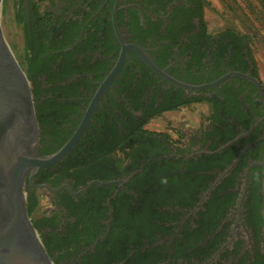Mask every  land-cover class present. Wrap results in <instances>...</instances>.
Masks as SVG:
<instances>
[{
    "label": "flooded vegetation",
    "instance_id": "1",
    "mask_svg": "<svg viewBox=\"0 0 264 264\" xmlns=\"http://www.w3.org/2000/svg\"><path fill=\"white\" fill-rule=\"evenodd\" d=\"M206 3V0H20L18 9L26 23H23L25 72L43 122L41 127L38 122L39 148L42 132L45 139L42 146L47 151L73 136L98 90L117 67L73 149L83 139L91 142L89 132L103 126L111 128L113 136H121L127 127L138 128L148 119L142 129L152 133L140 136L135 144L144 146L145 157L126 156L120 150L118 156H102L103 167L110 166L111 173L118 176L115 179L76 184L75 177L59 170L73 149L56 164L40 169L32 181L27 177L26 199L27 187L40 202L35 216L45 219L59 233L68 220L76 222L86 207L81 199L93 185L105 187L99 193L101 207L94 214L105 231L97 235L94 230V238L91 236L90 243L82 246L81 254L92 253L107 237L113 220L111 202L119 191L136 195L129 191L127 183L147 163L159 161L165 164L170 180L173 179L170 176L177 174L184 181L191 173L194 176L206 173L213 178L205 182L201 178L197 185H190V195L179 198L182 206L168 207L173 215L179 213L178 220L165 223L167 227L173 226L171 234H157L159 244H165L164 259L153 264H264V84L250 58L249 40L236 32L232 37L227 28L211 31L205 17ZM35 6L42 35L33 47L28 32L33 31L31 16ZM254 80H260L261 86ZM180 83L216 84L195 89ZM109 157L113 159L110 163ZM135 165L137 169H133ZM202 165L209 166L207 171L198 170ZM127 169L131 171L124 175ZM94 180L106 184L93 183L82 191ZM222 184L221 194L233 193L235 197L213 233L228 228L220 248L202 261L173 258L176 249L185 246L183 233L198 227L197 214ZM47 231L46 228L43 233ZM105 248L110 250L109 246ZM184 251L191 253L194 248Z\"/></svg>",
    "mask_w": 264,
    "mask_h": 264
},
{
    "label": "trees",
    "instance_id": "2",
    "mask_svg": "<svg viewBox=\"0 0 264 264\" xmlns=\"http://www.w3.org/2000/svg\"><path fill=\"white\" fill-rule=\"evenodd\" d=\"M259 1L263 2V0ZM36 8V6L32 8V34L28 32L29 42L32 43L33 47L38 45L42 35L38 31L39 13ZM17 18L20 24L24 23V15L19 9ZM235 32L237 36L239 33L242 39H248L250 44L251 38L248 35L241 34L234 29H227V33L232 37L236 36ZM35 55L37 56V53ZM249 55L253 59L256 74H259L251 50ZM35 106L41 127L43 122L38 113V104ZM147 122L148 119L143 121L138 128L133 125L127 127L125 133L121 136H113L112 129L106 126H103L102 129L90 131L91 142L83 139L68 155L69 157L62 163L63 168H59V170L64 171L66 175L75 177L76 184L93 179L103 181L115 179L118 176L111 173L110 166L107 169L103 167L102 156H118L116 153L117 150H120L126 156L139 154L145 157L143 153L144 146L139 144L136 147L135 144L141 138L140 136L152 134L150 131L142 129V125ZM43 134L44 132H42L40 138V155L54 153L67 141L65 139L59 146L47 151L42 146L45 141ZM111 138L112 140H110ZM107 160L110 163L113 159L109 157ZM137 167L135 165L133 169H137ZM208 168L209 166L202 165L198 170L207 171ZM69 170L72 173H69ZM165 170L163 162L147 163L143 171L137 173L127 183L129 191L133 190L136 195L129 194L125 190L119 191L116 198L111 202L114 208L113 220L107 237L98 243L92 253L88 251L85 254H81L83 252L82 246L90 243L89 238L93 235L94 230L98 231L97 235H102L105 231L94 215L96 210L101 207L102 197L99 196V193L104 192L105 187L93 185L84 195L85 198L82 197L81 199L86 207L78 214L76 222L71 223L68 220L63 232L60 233L56 232L54 226L47 223L45 219L40 220L35 216L40 202L35 193L31 194L26 187L29 217H32L33 224L40 232L42 241L54 262L56 264H118L125 261L124 264H153V262L158 263L164 259L162 250L165 244L164 246L159 244L157 234L160 233L163 236L171 234L173 226L167 227L165 223L178 220L179 216V213L173 215L168 207L182 206L183 204L179 198L180 196L187 197L190 195V185H197L201 178L204 179V182L207 178H213L206 173L196 174V176L191 173L185 176L184 181L177 177V174L170 176L173 178L170 180ZM130 171V169H127L123 174L127 175ZM223 189V184L219 185V189L210 195V198L204 204V209L197 214L198 218L195 224L198 227L193 232L185 230L182 237L185 246L182 249L177 248L173 258H198L202 261L212 257L220 248L226 233H228V228L216 235H213V233L218 227L219 219L226 211V207L233 202L235 197L233 193L221 194ZM46 228L48 229L47 233H43ZM92 237L94 238V236ZM178 241L179 238L176 239L175 246L178 245ZM105 246H109L110 250L107 251ZM191 247L194 248L193 252L186 253L184 251ZM80 254L81 256L78 258Z\"/></svg>",
    "mask_w": 264,
    "mask_h": 264
},
{
    "label": "water",
    "instance_id": "3",
    "mask_svg": "<svg viewBox=\"0 0 264 264\" xmlns=\"http://www.w3.org/2000/svg\"><path fill=\"white\" fill-rule=\"evenodd\" d=\"M2 2L0 0V9ZM124 56L125 50L120 64ZM145 60L148 62L146 57ZM118 69L104 81L73 136L55 153L39 155L40 132L31 83L11 50L0 11V264H55L29 217L25 183L28 176L32 181L40 169L56 164L73 149L86 129L99 97ZM254 81L261 86L260 80ZM216 83L205 86L180 84L200 89ZM93 183L106 184L94 180L82 191Z\"/></svg>",
    "mask_w": 264,
    "mask_h": 264
},
{
    "label": "rangeland",
    "instance_id": "4",
    "mask_svg": "<svg viewBox=\"0 0 264 264\" xmlns=\"http://www.w3.org/2000/svg\"><path fill=\"white\" fill-rule=\"evenodd\" d=\"M206 1L205 17L211 31L234 29L251 38L250 49L264 84V0ZM19 3L20 0H3L0 11L11 50L25 71L24 28L17 18Z\"/></svg>",
    "mask_w": 264,
    "mask_h": 264
}]
</instances>
